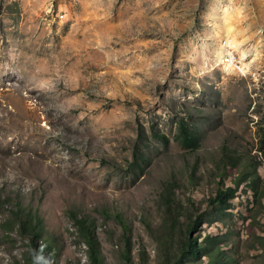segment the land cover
Here are the masks:
<instances>
[{
    "label": "rangeland",
    "instance_id": "obj_1",
    "mask_svg": "<svg viewBox=\"0 0 264 264\" xmlns=\"http://www.w3.org/2000/svg\"><path fill=\"white\" fill-rule=\"evenodd\" d=\"M263 133L264 0H0V264H264Z\"/></svg>",
    "mask_w": 264,
    "mask_h": 264
},
{
    "label": "trees",
    "instance_id": "obj_2",
    "mask_svg": "<svg viewBox=\"0 0 264 264\" xmlns=\"http://www.w3.org/2000/svg\"><path fill=\"white\" fill-rule=\"evenodd\" d=\"M264 134V133H263ZM185 138H189L186 133L184 134ZM260 150L262 151V155L264 158V135H262L260 139ZM175 183L168 184L165 188V193H167V202L168 207L170 208L173 200L175 198ZM235 195V189L232 186H228L225 189H219L216 195L217 200L226 201L227 198H232ZM79 213L73 211L72 216L75 222L78 224V227L81 229L83 236L85 237L86 241L90 245L91 252L90 257L93 264H102V256L100 253L99 242L95 236L94 226L95 223L91 220L88 216L80 217ZM120 223L124 226L126 230V245H127V252L130 255V228L128 224L124 221L123 216H119ZM20 226L23 232L33 236L36 240L41 241V251L39 257L34 252L31 256V260L33 264H45L46 259H56V246H54L53 242L46 237V228L44 226V222L41 220L40 217L29 211L27 208H23L22 206H18L10 218L6 220L4 223V228L7 231L6 233H10L14 231L16 227ZM194 228V227H193ZM187 250L189 254L194 257L200 252L201 246L198 245L196 241L191 239V237L187 238ZM35 248V242L32 244ZM53 264L54 261H53Z\"/></svg>",
    "mask_w": 264,
    "mask_h": 264
},
{
    "label": "bare ground",
    "instance_id": "obj_3",
    "mask_svg": "<svg viewBox=\"0 0 264 264\" xmlns=\"http://www.w3.org/2000/svg\"><path fill=\"white\" fill-rule=\"evenodd\" d=\"M231 35H232V29L229 28L227 30L226 36L230 37ZM229 40L227 41L229 45H231L232 47L238 46V43L236 40H231V38H229ZM248 55H249L248 52L244 51V57L243 58L245 60H248ZM214 60H215L216 64L219 63V66L224 65V67L228 68V70L234 69L235 66H237V67L239 66L238 61H237L236 57L234 56V53H232V52L227 53L226 51H223L221 49H216ZM240 68L243 71L246 70L245 66H240Z\"/></svg>",
    "mask_w": 264,
    "mask_h": 264
},
{
    "label": "built area",
    "instance_id": "obj_4",
    "mask_svg": "<svg viewBox=\"0 0 264 264\" xmlns=\"http://www.w3.org/2000/svg\"><path fill=\"white\" fill-rule=\"evenodd\" d=\"M227 58V57H226Z\"/></svg>",
    "mask_w": 264,
    "mask_h": 264
}]
</instances>
